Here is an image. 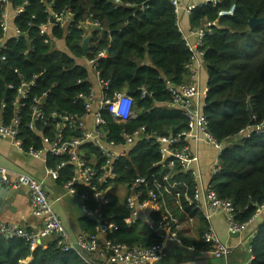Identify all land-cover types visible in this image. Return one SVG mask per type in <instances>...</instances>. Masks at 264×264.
Wrapping results in <instances>:
<instances>
[{"label":"trees","instance_id":"16d2710c","mask_svg":"<svg viewBox=\"0 0 264 264\" xmlns=\"http://www.w3.org/2000/svg\"><path fill=\"white\" fill-rule=\"evenodd\" d=\"M121 1L130 7L115 8L114 0H12L14 9L26 3L15 24L29 34V39L9 38L2 52L6 61L0 63V121L2 117L5 123L11 120V106L2 110V105L10 102L8 86L17 85L22 77L39 79L36 93H48L47 112L78 113L83 107L74 104V97L80 92H88L90 84L77 85V80L93 79V73H98L100 79L109 82L108 96L124 91L135 102L134 119L125 125L110 123L108 127L117 141H121V131L132 132L141 127L160 136L186 131L187 119L170 105L171 97L166 91V82L174 86L186 82L185 65L191 56L179 31L174 6L171 0ZM45 2L52 3L56 11L70 10L77 22L91 18L100 24L101 29L92 32L86 57L82 50L84 31L76 28L67 35L51 28L59 42L54 46L44 44L39 30L47 20ZM138 6L140 10L135 9ZM2 13L0 6V21ZM254 16L264 19V0H220L216 6L196 8L190 15L193 29L215 23L202 47L203 67L207 70L204 114L210 134L225 146L219 158L220 170L211 177L209 186L220 199L232 203L235 221L240 224L249 223L258 207L264 204V134L227 143L246 127L264 121V23L250 29L248 21ZM103 50L106 55L97 59L94 69L89 62ZM26 51L28 55L24 56ZM143 89L149 98H142ZM248 103L251 111H248ZM28 123V117L24 116L20 136L24 147H39ZM160 159L157 146L138 143L119 162V178L115 184L126 185L139 176L158 175L153 165ZM58 162L50 159L48 165L55 166ZM165 173L163 170L161 175ZM175 173L172 180L185 181L192 191L191 175L181 172L178 167ZM70 176L68 169L59 181L64 185ZM79 191L85 189L80 187ZM169 202L171 209L180 212V221L199 218L201 225L206 227L205 220L194 207L183 202V210L176 211L174 202ZM103 215L117 225L109 235L110 239L129 246L149 247L156 243L154 232L146 226L128 227L125 224L128 212L119 200L104 205ZM96 225L88 217L83 220L89 233H94ZM200 234L201 240L199 238L197 242L193 239L185 241L200 250L209 249L202 240L203 232ZM250 246L251 264H264V223L258 226ZM28 258H32L29 264H86L74 252L60 250L54 240L31 250L22 239L0 237V264H25Z\"/></svg>","mask_w":264,"mask_h":264},{"label":"built area","instance_id":"2783aa9c","mask_svg":"<svg viewBox=\"0 0 264 264\" xmlns=\"http://www.w3.org/2000/svg\"><path fill=\"white\" fill-rule=\"evenodd\" d=\"M175 9L179 31L182 33L191 56L185 70L187 80L185 83L174 86L166 82V91L171 97L170 105L181 111L187 119L188 129L178 134L160 136L148 133L145 127L120 133L121 141H117L110 133V123L125 125L136 117L135 102L126 92L120 91L108 96L109 82L100 79L98 73L93 79H78L77 85L89 83L88 92H80L74 97V104L82 105L78 113L49 111L45 109L47 92L37 94L39 79H18L17 85H9L11 92L10 102L2 105V110L8 105L12 108L13 116L9 123L0 121V136L9 139L16 147L23 150L33 159L46 164V173L55 180L62 178L66 170L71 176L64 184L67 191L80 198L82 210L86 217L98 219L94 233L90 236L82 235L73 239L64 228L62 221L55 213L50 197L42 182L22 175L10 182L5 169L0 168L2 181L14 190L22 187L30 190V201L33 215L41 220L38 231H27L16 223H3L0 225V237L5 240L22 239L28 243L31 250L39 247L45 238H53L63 252H74L86 264H155L167 256L168 243H176L180 247L193 250L184 244L180 236L183 224L189 225L192 232L194 218H188L183 223L168 209L167 198L172 197L182 209V203L194 207L205 220V232L202 240L209 245V249L201 250V255H208L214 259H226L232 248L222 243L212 226V219L217 213H223L232 234H242L248 224L264 211V204L259 206L254 218L247 224L235 221V209L230 201L222 200L211 187L204 184L199 168L194 169L193 163H199L193 154L189 141L207 143L216 151L212 176L219 172V158L225 144L218 142L208 130V121L204 114L207 88L201 89L199 84L200 71L204 63L202 50L204 39L212 33L215 23H206L201 28L191 32L194 41L182 31L180 17L182 14L191 15L199 7L207 5L216 6L220 0H199L197 4L183 6L179 0H171ZM25 5L12 7L11 0H0L3 8L0 21V63L6 61L2 52L5 50L6 41L13 38L17 41L28 40L29 34L16 26L15 21L25 10ZM47 12L46 23L40 26V35L44 37V44L50 46L59 42L51 31L56 28L64 35L76 28L84 31L83 37L92 35L94 30H99L100 24L88 18L76 21L70 10L56 11L52 3H44ZM130 7L121 0H114V7ZM53 21V22H52ZM28 55V51L24 56ZM106 51L98 54L89 64L95 69L97 59L103 58ZM17 72V71H16ZM94 82V83H93ZM145 89L142 98H149ZM204 99V105L201 104ZM29 119L28 129L39 141V147L30 145L24 147L21 136L23 117ZM108 117V118H107ZM253 134H264V121L248 126L237 136L250 138ZM236 136V137H237ZM235 138V137H234ZM232 138V139H234ZM230 139V140H232ZM227 140V143H230ZM152 143L158 147L160 162L153 165L159 172L151 178L136 177L126 185L115 184L119 178L118 165L128 150L138 143ZM50 159L59 160L55 166H49ZM191 175L194 182L192 191L183 181H173L175 169ZM166 173L161 175L162 171ZM85 189L80 192L79 188ZM124 190V207L128 216L124 222L128 227L146 226L155 235L156 243L149 247L129 246L116 242L109 235L117 228L116 223L104 217L103 207L112 200L118 199L117 189ZM94 206V207H93ZM154 215H157L154 217ZM255 233V232H254ZM254 233L251 239L254 238ZM250 261L253 260L251 246H249Z\"/></svg>","mask_w":264,"mask_h":264},{"label":"crops","instance_id":"0c3cea01","mask_svg":"<svg viewBox=\"0 0 264 264\" xmlns=\"http://www.w3.org/2000/svg\"><path fill=\"white\" fill-rule=\"evenodd\" d=\"M183 5L197 4L199 0H179ZM180 27L190 41H194L191 32L194 30L191 27L190 15L182 14L180 17ZM94 72V71H93ZM93 78L95 74L93 73ZM199 84L201 89L207 88V70L203 67L200 71ZM201 104L204 105V99H201ZM193 154L197 157L199 163H193V168H199L204 184L208 185L212 177V167L216 156V151L207 143H196L189 141ZM0 168L6 170L8 179L12 183L17 177L25 175L44 184L45 189L50 197V201L55 213L58 215L64 228L68 231L73 239L82 235H92L83 226V220L86 218L82 210L81 200L78 196L70 194L59 180H55L46 173V164L42 161L33 159L28 156L23 150L16 147L9 139L0 136ZM176 176V173H175ZM174 176V177H175ZM185 182V181H183ZM119 202L124 205V190L118 188ZM30 190L22 187L14 190L2 181L0 176V225L3 223H16L27 231H38L41 228V220L33 215ZM173 201L176 211L183 210L176 204V201L169 197L167 198L168 209L178 219L180 212H175L170 208L169 201ZM119 217L121 213L118 214ZM192 232L189 230V225L183 224L180 236L184 239V244L192 247L193 250H187L176 243H168L166 252L167 256L158 260L155 264H245L250 261L249 246L253 239L251 235L257 231L258 226L264 223V211L252 220L246 230L240 234H232L229 231L227 218L223 213H217L212 219V226L218 239L222 243H226L232 248V253L226 259H214L208 255H201L194 244H187L185 240L193 239L197 242L201 232H205V228L201 225L199 218H194ZM93 220V219H92ZM187 221L183 222L186 223ZM203 227V230H202ZM155 238V237H154ZM53 238H45L40 245H47ZM156 241V239H155ZM157 242V241H156ZM32 258H28L25 264H29Z\"/></svg>","mask_w":264,"mask_h":264},{"label":"water","instance_id":"95a60500","mask_svg":"<svg viewBox=\"0 0 264 264\" xmlns=\"http://www.w3.org/2000/svg\"><path fill=\"white\" fill-rule=\"evenodd\" d=\"M12 2V0H11ZM136 10H140L141 7L138 6L135 8ZM53 22V21H52ZM264 23V19H257L255 16L254 17H251L248 21V27L250 29H254L260 25H262ZM90 40H91V34H88L87 37L84 39L83 43H82V50H83V56L86 57L87 56V53H88V48H89V43H90ZM252 108H251V105L250 103H248V111H251ZM238 140H242V137L241 136H237L235 137L234 139L230 140V142L232 141H238ZM95 222H98V219H94ZM237 234V233H236ZM240 234L237 235V237L239 236ZM41 243V242H40ZM39 243V244H40Z\"/></svg>","mask_w":264,"mask_h":264},{"label":"rangeland","instance_id":"374dc122","mask_svg":"<svg viewBox=\"0 0 264 264\" xmlns=\"http://www.w3.org/2000/svg\"><path fill=\"white\" fill-rule=\"evenodd\" d=\"M94 83V82H93ZM204 90H205V88H204ZM122 202V201H121Z\"/></svg>","mask_w":264,"mask_h":264}]
</instances>
